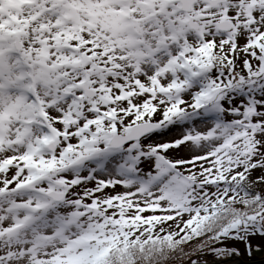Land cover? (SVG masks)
I'll use <instances>...</instances> for the list:
<instances>
[{
    "label": "snow or ice",
    "instance_id": "6c2138e0",
    "mask_svg": "<svg viewBox=\"0 0 264 264\" xmlns=\"http://www.w3.org/2000/svg\"><path fill=\"white\" fill-rule=\"evenodd\" d=\"M0 264H264V0H0Z\"/></svg>",
    "mask_w": 264,
    "mask_h": 264
}]
</instances>
